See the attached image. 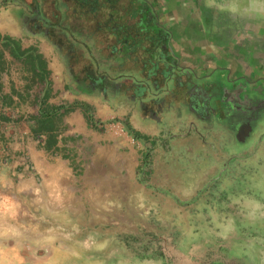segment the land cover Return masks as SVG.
<instances>
[{
  "label": "crops",
  "instance_id": "0c3cea01",
  "mask_svg": "<svg viewBox=\"0 0 264 264\" xmlns=\"http://www.w3.org/2000/svg\"><path fill=\"white\" fill-rule=\"evenodd\" d=\"M5 38L13 44L0 45L4 222L17 180L19 196L30 192L25 180L41 188L42 220L60 219L59 211L74 216L63 207L84 181L75 168L86 174L106 164L107 143L119 146L122 160L128 151L139 156L141 144L179 134L190 153L254 155L264 164V0H0ZM45 112L56 129L52 149L39 132ZM96 122L119 123V134ZM44 230L37 248L55 252L59 244L75 264L76 231ZM22 248L21 241L9 247L14 257L0 256V264H18Z\"/></svg>",
  "mask_w": 264,
  "mask_h": 264
},
{
  "label": "rangeland",
  "instance_id": "374dc122",
  "mask_svg": "<svg viewBox=\"0 0 264 264\" xmlns=\"http://www.w3.org/2000/svg\"><path fill=\"white\" fill-rule=\"evenodd\" d=\"M7 114L15 123L26 121L16 112ZM95 124L119 134V123ZM178 137L141 144L139 156L128 151L122 160L119 146L107 143L106 164L86 174L75 168L84 181L63 207L74 216L59 211L60 219L42 220L45 204L36 196L41 188L25 180L30 192L19 196L18 180L13 181L11 221L4 222L0 212L1 260L13 258L9 247L21 241L18 264H68L59 244L55 252L36 246L45 235L42 228L61 227L76 231L75 264H264V164L254 162V155L236 153L234 161L231 152L190 153ZM25 165L31 170L29 160ZM173 197L198 200L182 205Z\"/></svg>",
  "mask_w": 264,
  "mask_h": 264
},
{
  "label": "trees",
  "instance_id": "16d2710c",
  "mask_svg": "<svg viewBox=\"0 0 264 264\" xmlns=\"http://www.w3.org/2000/svg\"><path fill=\"white\" fill-rule=\"evenodd\" d=\"M12 44H13V40H11L10 38H5L2 43L0 42V45H2L5 49H9L12 46ZM12 52H13V50H12ZM28 63L29 64L31 63L33 65L35 64L34 56H32V55L30 56ZM36 65L38 66V68H40L43 71L44 76H41V79L44 80L46 78L45 77L46 76L45 63L38 57ZM44 115L46 116V119L40 122L41 128H40L39 132H42V133L49 135L46 146H47V149H52L56 143L55 136L52 134L54 131H56L55 124H54V120H53L51 115H47L46 112L44 113ZM131 132L138 139H146V138H144V136H141V135L133 132L132 130H131ZM148 157H149L148 154H145V156H144V164L145 165L148 164V160H147ZM173 198L175 201H177L179 204H182V205L193 204V203H196L198 200V197H195L190 201L182 202L179 199H177L176 197H173Z\"/></svg>",
  "mask_w": 264,
  "mask_h": 264
}]
</instances>
